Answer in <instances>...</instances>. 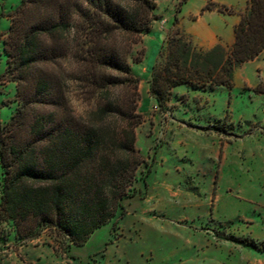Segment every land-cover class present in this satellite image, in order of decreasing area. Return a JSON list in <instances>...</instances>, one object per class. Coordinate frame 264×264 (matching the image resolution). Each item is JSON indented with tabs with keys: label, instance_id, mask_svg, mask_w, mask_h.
<instances>
[{
	"label": "trees",
	"instance_id": "obj_1",
	"mask_svg": "<svg viewBox=\"0 0 264 264\" xmlns=\"http://www.w3.org/2000/svg\"><path fill=\"white\" fill-rule=\"evenodd\" d=\"M155 8L153 0H20L9 14L0 81L16 83L18 104L2 102L12 110L0 118V220L10 222L0 244L23 247L48 230L66 254L123 213L145 162L135 147L143 118L131 45L150 31ZM263 51L264 0H247L228 46L202 49L174 20L148 92L159 112L210 121L196 115L202 98L232 87L234 69ZM69 82L99 96L83 121L71 114Z\"/></svg>",
	"mask_w": 264,
	"mask_h": 264
},
{
	"label": "rangeland",
	"instance_id": "obj_2",
	"mask_svg": "<svg viewBox=\"0 0 264 264\" xmlns=\"http://www.w3.org/2000/svg\"><path fill=\"white\" fill-rule=\"evenodd\" d=\"M153 1L157 19L131 45V58L139 61L129 59L139 79L137 111L143 118L135 147L145 162L137 172L136 193L124 199L122 214L66 254L47 230L21 252L11 240L0 244V264H180L185 259L187 264H237V247L264 259V92L254 90H264V51L236 67L232 87L219 88L196 111L212 116L210 121L190 122L188 114L159 112L148 92L151 68L174 20L206 47L212 35L230 43L247 0ZM210 2L220 11L205 9ZM19 3L0 0L1 77L9 14ZM62 66L70 67L65 61ZM15 87V82L0 81L1 119L12 110L2 104L4 99L12 107L18 104ZM122 92L112 90L111 97ZM69 95L84 114L99 102L98 95L70 82ZM8 223L0 220V236L9 230Z\"/></svg>",
	"mask_w": 264,
	"mask_h": 264
},
{
	"label": "crops",
	"instance_id": "obj_3",
	"mask_svg": "<svg viewBox=\"0 0 264 264\" xmlns=\"http://www.w3.org/2000/svg\"><path fill=\"white\" fill-rule=\"evenodd\" d=\"M207 10H218V11H220L218 8H216L215 6H214V8H211V9H207ZM197 18V17H196ZM239 20V19H238ZM165 21H166V24L170 21V18H168V17H166L165 18ZM181 29V28H180ZM184 31V30H183ZM186 33H188V32H186ZM188 34H190L191 36H192V38H193V41H194V43L198 46V47H200V48H202V49H209V48H211V47H213L214 45H216V44H218V43H220V44H222L223 46H228V45H230L232 42H230V43H226V44H223V43H221L220 42V39H218V36L217 35H212V42H211V45L210 46H208V47H206V46H204L202 43H201V41L200 40H198L197 39V37H196V35L195 34H191V33H188ZM217 39H218V41H217ZM233 41V40H232ZM256 59V58H255ZM221 88V87H220ZM214 94V93H213ZM193 95H194V93H193ZM212 95H205L204 97H203V102H206L207 101V99L209 100V98L211 97ZM206 105H207V103H206ZM200 119L201 118H189V120H190V122H192V121H195V122H200ZM179 121H181V122H185V121H182V120H179ZM179 143L180 144H182V141H179ZM23 247H19V252H21V249H22ZM236 250L238 251V252H240V261L237 263V264H264V259H262V257H260V256H258L257 254H255V253H253V252H251L250 250H244V249H241V248H236ZM15 254H17V252H15ZM19 255H22L21 253H19ZM20 259V258H19ZM21 259H24L23 257H21ZM197 263V262H196ZM180 264H187V261H186V259L185 260H182V262L180 263ZM198 264H203V263H201V262H198Z\"/></svg>",
	"mask_w": 264,
	"mask_h": 264
},
{
	"label": "clouds",
	"instance_id": "obj_4",
	"mask_svg": "<svg viewBox=\"0 0 264 264\" xmlns=\"http://www.w3.org/2000/svg\"><path fill=\"white\" fill-rule=\"evenodd\" d=\"M74 105H75V101L69 102V107L71 109V114L73 118L78 121H83L84 119H86V117L84 116L83 110L80 108L74 107Z\"/></svg>",
	"mask_w": 264,
	"mask_h": 264
}]
</instances>
